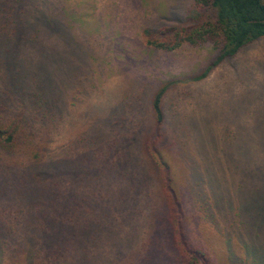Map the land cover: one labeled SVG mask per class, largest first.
<instances>
[{
    "label": "trees",
    "instance_id": "trees-1",
    "mask_svg": "<svg viewBox=\"0 0 264 264\" xmlns=\"http://www.w3.org/2000/svg\"><path fill=\"white\" fill-rule=\"evenodd\" d=\"M84 3L0 0V264H120L131 249L130 244L121 246L115 237L87 238L81 228L71 229V200L63 203L56 198L62 190L68 197L80 196L82 191L70 189L74 180L59 164L56 168V160L64 152L59 145L68 143L65 106L75 110V101L78 99V105L96 87V70L89 68L94 53L86 49L90 56L85 73L79 71L77 83L64 88L61 62L67 61L68 47H64V54L56 42L63 41L65 34H73L84 43L80 40L83 25L72 16L83 13L79 7ZM185 5L183 9L181 4L179 10L181 18L175 9L167 16L174 18L170 24L162 13L171 8L157 10L160 14L151 11L140 27L147 45L144 52L169 54L184 45H209L213 56L199 71L187 72V79L160 81L150 93L153 123L140 126L144 140L140 145L136 142L137 151L129 149L131 141L123 155L136 154L142 165L146 162L152 167L151 193L161 203L156 201L157 207L146 214L152 226L149 239L152 244L156 240L165 244L161 251L171 258V264H264V154L249 160L252 170L231 177L219 158L213 165L201 162L198 146L196 150L182 149L187 140H180L178 145L174 133L170 135L165 127L169 90L182 81L206 79L246 46L264 38V0H188ZM62 12L67 19L75 18L70 28ZM99 22L103 39L112 42L116 29L107 27L103 18ZM73 26L79 28V34L72 31ZM86 34L93 35L88 30ZM107 49L105 54L112 63L113 59L118 61L115 52L124 55L126 51L113 45ZM54 58L60 60L57 70ZM75 66L79 67L77 59ZM68 71L70 76L71 65ZM82 82L85 84L72 89ZM238 125L224 131L222 143L226 140L233 144L245 138L246 130ZM96 138L76 137L84 142V152L91 159V176L82 183L87 190L95 189L91 186L99 177L94 168L101 165L97 160L104 156V150L113 157L116 152L115 160L123 156L110 134H98ZM222 177L223 184L214 188ZM183 189L194 194L191 200H183ZM80 199L84 205L85 199ZM162 231L164 238L157 237ZM205 233L209 238L213 233L219 235L215 246H210L212 250L206 245ZM152 254L154 258L163 255L159 248Z\"/></svg>",
    "mask_w": 264,
    "mask_h": 264
},
{
    "label": "rangeland",
    "instance_id": "rangeland-1",
    "mask_svg": "<svg viewBox=\"0 0 264 264\" xmlns=\"http://www.w3.org/2000/svg\"><path fill=\"white\" fill-rule=\"evenodd\" d=\"M65 1L74 5L81 0ZM85 2L79 7L83 13L72 14L83 25L81 28L84 35L80 36V40L84 43L74 39L73 34H65L62 36L63 41L56 42L62 53L64 47H68L67 61L64 58L65 62H61L64 88L77 83L75 81L79 71L85 73L87 58L90 56L87 50L94 53L89 68L96 70V87L90 89L78 105H75L78 99L75 101L72 106L75 110L70 111L65 106L64 124L68 143L59 145L64 152L56 158V168L59 164V168L66 173L69 171L74 180L70 189L82 190L80 196L85 199V206L81 204L80 196L75 194L68 197L63 190L56 198L63 203L71 200L68 205L73 212L70 218L71 229L81 228L87 238L115 237L121 246L130 244L131 249L120 264H171V258L161 251L165 244L159 240L152 244L149 239L152 226L146 214L154 206L157 207V203H161L157 195L151 193L152 167L146 162L142 165L136 154L123 153L128 151L127 143L130 145L131 141L134 144L129 149L137 151L136 142L140 145L144 140L140 126L153 123L150 93L158 87L160 81L176 77L187 79V72L199 71L209 61L213 49L209 45H184L169 54L159 51L154 55L152 50L144 52L147 45L140 27L152 14L151 11L160 14L158 11L171 8L169 12L161 14L167 18L175 11L179 14L181 4L184 9L188 0ZM62 14L65 24L70 28L75 18L67 19V14ZM179 16L181 18V14ZM100 18L105 19L107 27L109 25L116 29V35L110 43L103 39L98 30L101 26ZM173 21L174 18H167L166 23ZM71 29L75 34L80 32L77 26ZM87 30L93 35L87 36ZM110 45L126 49L124 55L115 52L118 61L113 59V63L105 54ZM76 59L79 61L78 68L75 66ZM102 62L104 66L99 67ZM52 63L54 70H57L60 60L54 58ZM117 66L120 68L117 69ZM83 84L85 82L72 86V89ZM165 112L167 131L170 135L174 133L178 145L180 140H183L182 143L187 140L182 149L196 150L198 146L197 156L201 162L213 165L216 163L214 159L219 158L225 163L226 174L231 177L252 170L249 160L260 159L264 154V38L246 46L235 58L223 63L206 79L177 83L165 98ZM237 124L246 130L245 138L233 144L226 140L222 143L224 131L227 128L234 129ZM98 134L100 137L110 134L112 143L116 144L115 148H119L117 152L123 156L122 160H115L116 152L113 157L108 150H104V156L97 160L101 165L94 168L99 177L97 183L91 186L95 189L87 190L82 183H86L91 176L88 162L91 159L84 152V142L76 137L85 140L86 136H92L97 141ZM232 156L235 160H231ZM175 158L178 159V156ZM218 182L219 185L215 186V183L214 188L223 184V177ZM192 195L182 190L183 200H191ZM190 202L188 205L191 207ZM236 202L241 203L239 200ZM205 235L206 245L211 249L210 246H215L219 240V235L213 233L210 238L207 233ZM156 236L164 238L163 231ZM158 248L163 255L154 258L152 252ZM109 258H112L111 253Z\"/></svg>",
    "mask_w": 264,
    "mask_h": 264
}]
</instances>
